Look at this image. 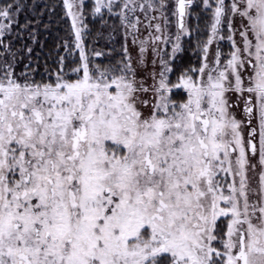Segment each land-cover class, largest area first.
Here are the masks:
<instances>
[{"label": "snow or ice", "instance_id": "1", "mask_svg": "<svg viewBox=\"0 0 264 264\" xmlns=\"http://www.w3.org/2000/svg\"><path fill=\"white\" fill-rule=\"evenodd\" d=\"M0 264H264V0H0Z\"/></svg>", "mask_w": 264, "mask_h": 264}, {"label": "trees", "instance_id": "2", "mask_svg": "<svg viewBox=\"0 0 264 264\" xmlns=\"http://www.w3.org/2000/svg\"><path fill=\"white\" fill-rule=\"evenodd\" d=\"M98 46L103 47L104 46L103 42H101L100 45H98Z\"/></svg>", "mask_w": 264, "mask_h": 264}]
</instances>
